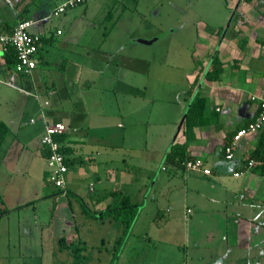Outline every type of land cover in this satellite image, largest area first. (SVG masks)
<instances>
[{
    "label": "rangeland",
    "instance_id": "374dc122",
    "mask_svg": "<svg viewBox=\"0 0 264 264\" xmlns=\"http://www.w3.org/2000/svg\"><path fill=\"white\" fill-rule=\"evenodd\" d=\"M54 1L53 9L62 2ZM237 3L235 0H89L87 4L68 9V14L72 18H82V25L78 28L83 31L85 44L100 47L107 40V46L114 43L118 49L122 43L129 44L123 54L159 55L160 62L164 61V64L157 68L178 71V63L185 65L186 69L191 67L196 62L194 56L206 47L199 42L201 33L214 35V39L219 41L230 24L234 26L238 15L235 11ZM87 5H90V10L86 14ZM109 13L110 17L106 18ZM62 16L53 14V20L59 21ZM163 34L153 43L140 41ZM123 58L118 59L121 67L131 69L142 64L136 58ZM85 61V79L83 77L80 82L68 85L69 101L75 103L83 96L89 99L93 127L101 125L95 113L102 106L112 114L104 118V125L109 127L105 142L100 138V142L108 146L98 144L81 148L83 155H91L89 157H94V160L74 163L66 174L67 181L83 184L80 193L83 198L75 194L62 198L58 191L60 188L49 180L48 158L39 149L44 124L42 109L46 111L50 107L44 105L48 97L41 89L38 91L40 97L24 93L7 83L11 82L8 76L0 74V119L10 126L7 140L0 147V186L6 189L0 220L4 206L11 208L30 203L7 214L0 223L1 262L67 264L64 254L70 252L73 255L74 247H83L79 253L91 257L76 261V264H198L201 257L207 264H233L230 259L212 260V251L202 248L195 250L192 247L187 251L183 244L186 228L190 229L192 225L185 217L176 214L180 209L177 205L185 203L183 199L187 198L186 183L181 174L175 173V167L165 161L186 113L175 127L171 125L178 116L175 94L181 88L183 75L175 73L158 78L157 83L151 81L146 98L133 96L131 102H125L124 94L119 90L102 92L100 85L104 78L98 70L105 68L106 63ZM150 66L153 69L155 65H146ZM55 70L46 72L42 81L54 78ZM85 80H92L90 84L95 81L91 90L87 89L89 86ZM34 92L32 88L31 93ZM165 94L174 100L168 101ZM187 96L188 93H184L181 99L185 102ZM50 100L57 101L55 97H50ZM32 119L36 121L31 122ZM170 128H174V133L167 143L165 136ZM13 140H21L25 147L9 159L12 163L9 166L2 158ZM91 183L96 185L95 194L85 192ZM118 189L130 194L141 206L127 233L120 221L95 217L90 210L81 211L85 206L93 207V200L99 196ZM189 194L192 195L191 192ZM62 236L73 245L61 249L57 240ZM112 255L114 260L111 262L109 257Z\"/></svg>",
    "mask_w": 264,
    "mask_h": 264
},
{
    "label": "crops",
    "instance_id": "0c3cea01",
    "mask_svg": "<svg viewBox=\"0 0 264 264\" xmlns=\"http://www.w3.org/2000/svg\"><path fill=\"white\" fill-rule=\"evenodd\" d=\"M237 1L236 23L234 26L230 24L224 37L217 41L216 36L201 33L199 42L206 47L200 49L196 57L194 56L196 62L187 69L185 65L178 63L179 70L173 71L170 68H157L164 64V61L160 62L159 55L148 57L147 54L148 56L143 57L135 52L123 54V50L129 44L121 42L122 47L119 48L122 50L114 47V43L107 46V40L100 47L85 44L81 34L83 31L78 28L82 18L78 19L77 16L72 18L67 10L60 14L63 16L59 21H54L52 14L54 0H0V32L11 33L20 20L33 19L37 23L33 25L32 31L42 36L38 64L31 74H20L15 69H8L5 66H0V74L8 76L11 82L7 83L24 93L40 97L38 91L41 89L48 97L44 105L50 107L46 111L42 109L44 124L39 146L41 154L49 157V149L42 142L46 124L62 122L67 128L65 141L75 148L73 156L81 158L77 163L82 164L86 159L93 161L94 157L83 155L80 152L81 148L83 150L85 146L89 148L93 147L92 145H107L101 143L100 138L105 142V134L109 127L104 125V118L112 114L102 106V109L95 113L101 125L93 127L92 114L88 108L89 99L83 96L84 98L78 99L75 103L69 101L71 100L68 88L70 82H80L83 77L85 79V60L106 63L105 68L98 70L104 78L100 85L102 92L119 90L124 94L122 98H125L123 100L125 102H131L133 96L138 99L146 98L151 81L157 83L158 78L175 73L182 74L181 88L177 89L175 94L178 98L177 121H173L171 125L176 126L196 93L208 97L211 115L210 122L194 127L195 139L189 143L192 160L202 159L211 173L205 174L203 171L191 170L186 166L184 169L174 168L176 174L183 176L188 193L187 198L183 199L185 203L177 205L180 209L176 214L185 217L188 224L190 221L192 225L190 229L186 228L184 247L187 251L192 247L195 250L202 248L212 251L210 256L215 261L230 259L233 264H244L248 259L247 264H264V130L243 137L232 160L227 159L225 154L226 146L231 143L238 130L255 121L259 113L260 100L264 97V0H235ZM89 6H86L85 13L90 10ZM216 47L218 49L213 54ZM215 55H218L222 61L223 71L218 80L209 81L205 78V73ZM122 56L126 60L136 58L142 61V64L131 69L121 67L118 59ZM147 64L156 67L148 68ZM47 69L49 71H46ZM50 69H56L54 78L52 77L50 81H42V76L50 72ZM85 81L86 86H89L87 89L91 90L95 81L91 84L92 80ZM32 88L34 93H31ZM184 93H188L185 102L181 99ZM50 97H55L57 101H51ZM164 98L168 101L174 100V97L166 94ZM35 121V119L31 120V122ZM166 132L168 134L165 139L168 143L173 136L174 128ZM185 140L183 123L182 126L180 124L173 143ZM23 144L21 140H13L4 150L2 161L12 166L9 159L15 157L20 149H24ZM257 148L260 149L259 158L254 159L259 163L249 167L251 155ZM236 172L241 173L236 175ZM70 185L73 187L71 188ZM82 190L83 184L75 180H66V188L58 189L62 198L68 197L69 194L83 198L80 194ZM5 191L6 189L0 186L3 197L6 195ZM95 191L96 185L92 183L85 190L88 194H95ZM189 192L192 193L191 196ZM105 195L93 200V207L88 208L93 215L104 210L111 202V196L104 198ZM133 201L139 203L134 199ZM84 203L87 201L84 200ZM33 208L36 209L37 205L34 204ZM6 216L4 215L2 219ZM90 257L87 255L85 260ZM99 257L98 255L97 258ZM63 258L67 264H73L72 253H65ZM109 259L112 262L114 255ZM1 261L0 257V264H10ZM198 264H207V262L201 257Z\"/></svg>",
    "mask_w": 264,
    "mask_h": 264
},
{
    "label": "trees",
    "instance_id": "16d2710c",
    "mask_svg": "<svg viewBox=\"0 0 264 264\" xmlns=\"http://www.w3.org/2000/svg\"><path fill=\"white\" fill-rule=\"evenodd\" d=\"M250 1V0H248ZM110 17V13L106 15V18ZM116 24V22H114ZM42 41V40H41ZM18 61L17 52L14 47H11L6 55V63L1 66H5L8 69H14L15 65ZM223 71V63L218 57L215 55L211 61V66L205 73V78L209 81H216L220 78V75ZM209 99L207 96L202 95L201 93H196L194 95L186 113L184 116V135L186 140L184 142H175L168 149L165 161L172 164L177 169H184L186 163L189 160H192L189 151V143L195 139L194 127L198 125H203L206 122H210L211 115L209 111ZM10 132V126L4 120L0 119V146L4 143ZM67 134H59L56 136V139L62 142L61 151L66 155V163L70 169V167L77 163V161L81 158L74 157L73 154L75 152V148L71 147L66 143ZM260 149L257 148L254 153L251 155V160L258 159ZM49 156V152H48ZM255 158V159H254ZM114 196V199L108 203L107 207L99 213L94 214L99 218H107L111 220H117L122 222L125 226L124 231L127 233L132 228L141 206L139 203L133 201L132 196L130 194L124 193L122 190H113L107 193L104 198L109 196ZM4 204L3 195L0 193V208L1 205ZM27 204H19L14 208L3 207L1 210V214L7 215L14 210H19L24 208ZM84 210L89 211V209L85 206ZM122 240V239H121ZM122 242V241H121ZM57 243H59L60 248L68 247L73 245V243L69 244L68 240L62 236L58 238ZM81 250L83 247H80ZM80 248L74 247L73 259L74 264L76 261H81V259H85V255H81L78 251ZM85 256V257H84ZM81 264V262H80Z\"/></svg>",
    "mask_w": 264,
    "mask_h": 264
},
{
    "label": "built area",
    "instance_id": "2783aa9c",
    "mask_svg": "<svg viewBox=\"0 0 264 264\" xmlns=\"http://www.w3.org/2000/svg\"><path fill=\"white\" fill-rule=\"evenodd\" d=\"M89 0H62V2L52 11L54 15H60L68 9L85 4ZM37 21L33 19H22L14 27L13 32H0V66L6 63V55L11 47L17 52L18 61L15 71L20 74L29 75L37 67L38 53L42 36L32 31L33 25ZM46 104L48 102L46 101ZM264 130V97L259 103V113L252 123L247 127L241 128L234 135L231 143L226 146V158L232 160L235 157V150L242 138L249 134H256ZM67 131L66 125L62 122H48L42 138L43 145L49 149L48 174L49 180L58 188H66V174L69 167L66 163V155L61 151L62 142L56 136ZM259 162L250 160L249 167L257 165ZM261 163V162H260ZM186 168L191 170L203 171L210 174L211 170L205 167L202 159L189 160ZM241 172H236L239 175Z\"/></svg>",
    "mask_w": 264,
    "mask_h": 264
},
{
    "label": "water",
    "instance_id": "95a60500",
    "mask_svg": "<svg viewBox=\"0 0 264 264\" xmlns=\"http://www.w3.org/2000/svg\"><path fill=\"white\" fill-rule=\"evenodd\" d=\"M164 35H165V34L160 35V36H158L157 38H154V39H151V40H142V39H141L140 41H142V42H146V43H153V42H155L157 39L163 37ZM183 123H184V120L182 121L181 126H182Z\"/></svg>",
    "mask_w": 264,
    "mask_h": 264
}]
</instances>
